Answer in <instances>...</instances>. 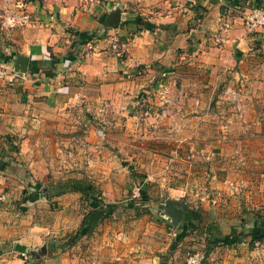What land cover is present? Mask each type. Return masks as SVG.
<instances>
[{"label": "crops", "instance_id": "obj_1", "mask_svg": "<svg viewBox=\"0 0 264 264\" xmlns=\"http://www.w3.org/2000/svg\"><path fill=\"white\" fill-rule=\"evenodd\" d=\"M250 4L264 0H0V264H174L188 235L211 264H264V240L249 246L264 231V27L244 25ZM76 180L110 216L53 247L86 211ZM137 181L160 187L165 231L118 205Z\"/></svg>", "mask_w": 264, "mask_h": 264}, {"label": "rangeland", "instance_id": "obj_2", "mask_svg": "<svg viewBox=\"0 0 264 264\" xmlns=\"http://www.w3.org/2000/svg\"><path fill=\"white\" fill-rule=\"evenodd\" d=\"M139 185L141 186V189L143 191V188H142L143 184H141L140 181H137L135 183V185H133V187L130 189V191L126 194L127 196L122 201H118V205L120 207H125V208L127 207L129 209H134V212L129 213L128 215L133 214L136 216V211H135L134 206L139 207L140 211L147 210V212L140 215L141 218L138 216L136 217L139 220H137L135 222L136 223L135 226L140 227L141 230L145 231V229L148 227V225H150L151 227H153L151 229V231L155 230L156 232H158V231H160V229H163L165 231L167 228V225L162 224V226H161V224H158V222H157V221L163 222V217L166 218V215L163 213L165 210L164 206L166 203V198L161 195L160 190H159L160 187H154L152 195L148 196L145 194L146 195L145 199H143L140 194L138 196H136V198H134L133 195L138 192L136 188L140 187ZM199 186L201 187V184ZM234 186H238V185H234ZM161 206H163L162 209H161ZM221 216H223V215H221ZM116 219H117L116 221L121 219L119 221L121 223L127 221V219L125 218L124 215L120 216V217L116 216ZM129 220L132 221L134 219L131 220V218H130ZM173 226L178 227V222H177V225H173ZM169 231L170 230H167V233H169ZM185 237H187V235L184 236V238ZM191 237H192V235H188L187 239L183 243L182 250L181 251L178 250L176 252V256H177V259H179V262L174 263V264H186V260H187L186 254L188 251L203 253V259L201 261V264H211L213 262L215 263L217 257L214 256L215 257L214 258L212 256V254H210L208 251H206L208 249L206 242L200 243L197 240H193V238H191ZM169 238H171V236H169ZM173 242L171 240L169 241V247L167 249L170 250V246L172 245ZM220 259H221V257L219 258V260Z\"/></svg>", "mask_w": 264, "mask_h": 264}, {"label": "trees", "instance_id": "obj_3", "mask_svg": "<svg viewBox=\"0 0 264 264\" xmlns=\"http://www.w3.org/2000/svg\"><path fill=\"white\" fill-rule=\"evenodd\" d=\"M70 186L72 190H77L82 193L84 199V208L86 209V211L81 219L82 222L79 229L74 233L69 234L68 239L60 245L53 244V247L59 246V248L61 249L72 245L77 241L79 237L91 234L99 224L103 223L106 217L110 216L111 213L107 208L108 204H105L103 200L98 198L99 193L97 189L88 181L76 180L74 181V183H71ZM140 195L143 199L146 198V195L142 190ZM28 198L33 197L32 195H29ZM134 208L136 211V216H140L147 212V210L140 211L139 207L137 206H134ZM183 216V222L185 225L183 234L179 235L176 238V242L182 240L185 235H188V233L193 230V220H195V218H192V216H190V211L188 210L187 213ZM256 234L258 236L253 237V239L249 242V246H252L254 241L264 240V231L262 232L259 230L256 232Z\"/></svg>", "mask_w": 264, "mask_h": 264}, {"label": "built area", "instance_id": "obj_4", "mask_svg": "<svg viewBox=\"0 0 264 264\" xmlns=\"http://www.w3.org/2000/svg\"><path fill=\"white\" fill-rule=\"evenodd\" d=\"M189 2H193L194 0H188ZM28 19V15L23 14L21 16H13L11 21L7 22L10 25H17L18 22L23 23ZM243 23L248 29H256L264 27V7L256 6V5H247L243 12ZM230 27L229 22H224L222 25V29L226 30ZM113 47L117 48L116 42H114ZM6 72L3 66H0V78L5 77ZM161 91H165L166 87L162 86ZM140 186V185H139ZM137 193L133 195L134 198L141 194V186L137 187ZM186 264H201L203 259V253L191 252L188 251L186 254Z\"/></svg>", "mask_w": 264, "mask_h": 264}, {"label": "water", "instance_id": "obj_5", "mask_svg": "<svg viewBox=\"0 0 264 264\" xmlns=\"http://www.w3.org/2000/svg\"><path fill=\"white\" fill-rule=\"evenodd\" d=\"M24 63H25V61L23 62H21V60H19L18 62H17V66H16V68L17 69H20L21 67H24ZM23 64V65H22ZM168 212L172 215V216H174L175 218H176V220H179L180 219V215H181V212H182V210L181 209H178V208H172V210H168Z\"/></svg>", "mask_w": 264, "mask_h": 264}]
</instances>
